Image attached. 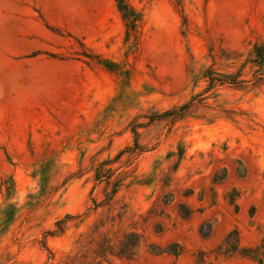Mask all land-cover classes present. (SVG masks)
Segmentation results:
<instances>
[{"label": "rangeland", "instance_id": "374dc122", "mask_svg": "<svg viewBox=\"0 0 264 264\" xmlns=\"http://www.w3.org/2000/svg\"><path fill=\"white\" fill-rule=\"evenodd\" d=\"M125 2L0 0V264H264V0Z\"/></svg>", "mask_w": 264, "mask_h": 264}, {"label": "trees", "instance_id": "16d2710c", "mask_svg": "<svg viewBox=\"0 0 264 264\" xmlns=\"http://www.w3.org/2000/svg\"><path fill=\"white\" fill-rule=\"evenodd\" d=\"M116 6L118 10L121 12L122 18L125 20L126 24L130 27L135 26V19H133V15L130 14L131 9L128 6V4L125 2V0H115ZM187 105H184V107ZM57 230H61L60 221H57Z\"/></svg>", "mask_w": 264, "mask_h": 264}]
</instances>
